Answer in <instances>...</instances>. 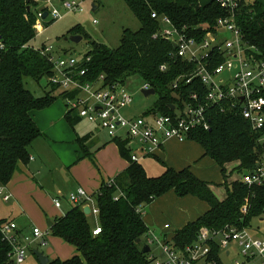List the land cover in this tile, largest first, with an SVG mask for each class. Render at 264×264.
<instances>
[{
  "label": "trees",
  "instance_id": "1",
  "mask_svg": "<svg viewBox=\"0 0 264 264\" xmlns=\"http://www.w3.org/2000/svg\"><path fill=\"white\" fill-rule=\"evenodd\" d=\"M122 1L141 28L137 32L124 30L116 49L91 42V50L85 54L90 62L86 64L88 73L84 79L97 81L104 76L106 85H125L127 77L140 76L158 95V102L143 115H171L174 106L183 102L195 104L191 97L196 91L203 100L207 88L198 80L190 84L183 82L177 90L173 88L175 81L189 72L190 66L175 56L172 43L154 37L162 31L163 25L160 20L153 19L152 14L170 18L179 28L198 27L204 31L226 12L216 0L204 6L199 0ZM38 7L39 0L30 3L28 0H0V35L8 47L7 52L0 54V187L3 188L8 187L21 167L29 165L31 147L43 136L33 114L51 107L58 98H64L63 93L55 96L58 89L54 86L49 85L50 89L40 97L26 87V79L39 84L52 75L48 58L32 47L37 38L34 24ZM240 10L238 25L249 44L264 53V5L257 0H243ZM77 35L89 40V35L79 25L68 31L67 38ZM163 65L167 66L166 71H161ZM210 115V130L196 129L188 141L202 147L203 158L215 161L223 175V185L228 187L227 167L231 163L240 164L237 168L241 174L255 168L262 152L259 139L264 130L256 133L238 111L221 113L218 108H212ZM80 120L74 112L66 114L72 129ZM86 142V137L77 138L84 156L93 158ZM114 142L130 165L114 178L112 185H108L109 180L98 192L91 193L99 208L101 233L93 234L89 216L80 206H75L49 227L51 236L70 246L75 255L65 261L52 260L49 264H154L155 258L143 253L140 246L142 240L146 242L149 232L143 214L146 207L170 192L179 198H196L208 206L200 218L188 223L168 240L180 251L197 241L202 227L217 230L226 225L250 228L254 220H262L264 188L248 186L238 180L231 184L227 197L221 201L211 189L212 184L198 178L190 168H166L160 177L151 178L139 163L131 160L128 141L115 139ZM244 207H248L246 215L242 214ZM11 249L0 234V264L8 263ZM219 253V247L214 246L209 260L223 264Z\"/></svg>",
  "mask_w": 264,
  "mask_h": 264
},
{
  "label": "built area",
  "instance_id": "2",
  "mask_svg": "<svg viewBox=\"0 0 264 264\" xmlns=\"http://www.w3.org/2000/svg\"><path fill=\"white\" fill-rule=\"evenodd\" d=\"M242 1L216 0L226 15L219 18L211 28L205 27L204 31L198 27L179 28L170 18L159 17L155 12L152 14V18L160 20L163 25L162 31L154 37L172 43L176 49L175 56L190 66L189 72L180 76L173 88L177 90L181 83L190 84L194 80L207 88L203 100L196 91L191 97L195 104L183 102L182 106H174L171 115L150 113L138 117L127 116L125 112L132 106L134 97L124 84L106 85L104 76L97 81L85 80L88 73L86 64L90 58L85 55H57L52 46L40 50L52 64V75L47 78L48 85L57 87L64 94L67 113L74 112L81 119L98 126L111 139L128 141L131 160L136 163L155 156L171 140L183 143L188 141L191 132L196 129L210 130L212 108H218L221 113L238 111L256 133H261L264 130V53L249 44L238 25ZM44 2L46 5L37 9L34 24L36 35L44 33L48 25L69 14L84 12L85 0ZM7 51L8 47L0 35V54ZM160 69L166 71L167 66L163 65ZM149 89L152 88L144 84L141 92ZM259 143L262 152L255 168L246 172L241 181L248 186L264 188V134ZM113 183L114 179L108 185ZM0 194H5V188L0 187ZM120 196H116L115 200ZM3 199L8 202L10 195H4ZM68 201L83 210L89 207L90 215L99 219L96 200L85 189L79 188L69 194ZM62 203L61 196L53 199L57 209L62 208ZM247 208H243L242 214L248 213ZM165 228L168 229L169 225ZM100 233L101 227L98 225L93 234ZM0 234L3 241L12 248L7 264H29L28 250L31 243L40 241L42 246H46L51 235L50 230L43 231L38 227L33 228L31 235H26L15 222L1 220ZM262 235H253L249 228L235 225H226L218 230L202 227L197 241L180 251L168 243V237L149 230L146 244L149 247L156 244L165 257L161 260L152 255L155 258L154 264H218L214 259L209 260L216 245L220 249L219 259L223 264H227L226 259H233V264H264Z\"/></svg>",
  "mask_w": 264,
  "mask_h": 264
},
{
  "label": "crops",
  "instance_id": "3",
  "mask_svg": "<svg viewBox=\"0 0 264 264\" xmlns=\"http://www.w3.org/2000/svg\"><path fill=\"white\" fill-rule=\"evenodd\" d=\"M211 1L199 0V3L204 6ZM257 1L264 5V0ZM54 113L55 116L45 119L49 131H45L36 120L43 136L36 140L31 147L29 165L21 167L14 175L12 182L5 188L6 195H10V200L14 199L16 203L25 209H21L22 212L18 209L16 215L7 218L0 216V220L15 222L26 235L32 233V231L28 232L27 217L33 218V228L38 227L43 231L50 230L49 227L56 218L65 216L75 207L68 201L69 194L79 188L85 189L88 193H96L103 183L116 178L130 165L120 155L114 139L108 136V141L103 142L101 140L100 130L97 129L96 125L92 124L97 128L90 129L83 123L87 121L82 119L72 129L66 121V103L64 106L60 104L57 112ZM128 116L131 115L128 114ZM78 137L87 138L88 153L93 155V158L84 156L77 143ZM64 140L69 144H76H73L75 153L62 147L59 148L60 150L52 151L53 146H57L59 142ZM196 145V142L186 141L182 143L171 140L155 156L144 158L139 164L151 178L160 177L165 173L166 168L174 170L190 168L192 170L194 164L203 159L204 155L203 149L199 151ZM55 171L61 176L60 178H53ZM210 187L214 192V187ZM215 195L217 196V194ZM58 196L63 197L61 209H57L53 204V199ZM225 198L218 199L223 201ZM65 201L71 206L66 211L63 210ZM207 210L208 206L196 198H179L173 192H170L146 207L143 218L149 230L171 239L177 231L200 218ZM23 211H25L23 218H15L17 215L23 214ZM171 213H175L176 217L174 218ZM0 215L2 214L0 213ZM163 216H167L173 226L168 221L164 222L162 220ZM50 222L52 223L49 224ZM166 225H169L168 229L165 228ZM51 239L63 243L60 239L54 237ZM54 247L56 253H58V258L55 257L53 260L65 261L75 255L71 252L64 258H60L59 251L61 252V249L55 244ZM50 260L52 261V259Z\"/></svg>",
  "mask_w": 264,
  "mask_h": 264
},
{
  "label": "rangeland",
  "instance_id": "4",
  "mask_svg": "<svg viewBox=\"0 0 264 264\" xmlns=\"http://www.w3.org/2000/svg\"><path fill=\"white\" fill-rule=\"evenodd\" d=\"M253 1V0H250ZM97 5V9L94 10L93 6ZM44 0H39V7L45 6ZM58 7H60L59 4H57ZM84 12L83 13H77V14H69L65 18L61 19L58 22L52 23L48 26V28L45 30L44 33L37 35L36 40L32 42V47H34L37 50H42L43 47H54L55 52L57 55H63V54H70L75 57H82L84 56L88 51L91 50V42H97L103 45H106L111 48H118L121 41V36L124 30L128 29L133 32H137L141 25L136 20L134 15L131 13V11L128 9V7L125 5V3L122 0H85L84 5ZM81 26V28L89 35V40L82 39L78 43H74L70 40H67V33L69 30L74 28L75 26ZM125 86L127 90L133 95L134 102L132 106L125 112V114L128 116L130 114L131 116H141L146 111L152 109L155 104L158 102V95H150L145 96L141 90L144 86V81L140 76H129L125 80ZM26 87L32 90V92L40 97L45 94L50 88L48 85L47 78H44L39 84L32 81L31 79H26ZM61 94V91L57 90L55 92V96H59ZM65 104V101L63 98H58V100L49 108L37 111L33 114L34 121L38 122L40 126L45 130L49 131V127L46 124L45 119H48L50 117L55 116L56 114L54 112H57V109L59 105ZM36 122V124H37ZM84 125L88 128H94L95 126L90 125L87 122H83ZM98 127V126H97ZM95 127V128H97ZM99 129V134L101 137V140L105 142L106 140H109L108 134L102 130ZM98 131V130H97ZM74 144V143H73ZM72 143H67L66 140L63 142H59L57 146H51L52 151H56L59 148H65L68 150L74 151ZM197 144V143H196ZM76 145V144H74ZM198 150L200 151L202 147L197 144L196 145ZM202 151V150H201ZM75 153V151H74ZM72 156V155H71ZM150 161V160H149ZM239 163H231L230 166L227 167V182L228 187H226L224 184V178L220 171V168L217 166L215 161H213L211 158L206 157L201 160H199L196 164H194L193 169L191 170L198 178L211 182L212 186L214 187V192L217 194L218 198L222 199L227 197V189L231 187V184L235 181L241 180V177L246 173L243 172L242 174L238 171ZM55 175L53 178H60L59 174L55 171ZM63 177V174H62ZM221 182V186H217L218 183ZM6 195V192H5ZM3 194H0V213L4 217L14 216L17 214V211L22 212L21 209H25L14 199H11L9 202H5L3 200ZM72 204V203H71ZM74 205V204H72ZM71 206L68 204L67 201H65V208L63 209L66 211ZM23 211V214L17 215L15 218H23L25 216ZM164 215V214H163ZM171 215L175 218V213H171ZM90 224L93 228L99 225V221L93 216L88 215ZM26 222L28 224V232L32 231L33 225L32 222L33 218L27 217ZM172 219V218H171ZM50 220V219H49ZM162 220L170 222V224L173 226V223L168 219L167 216H163ZM252 227L249 228L250 232L253 235H264V221L262 220H254L252 222ZM262 235V236H263ZM52 236L50 235L47 239V245L42 246L40 241H36L31 243L30 248L28 250L29 255V264H40L37 258L33 255L34 251H39L43 253L45 256L49 257L50 259H54L57 257L56 249L54 247V244L57 245L61 249V252L59 251V257L64 258L69 253H74L73 249L65 245L61 242H55L52 239ZM146 245L145 240H142L141 242V249ZM151 252L149 254L155 255L161 260H164L165 257L163 254H161L160 249L157 247L156 244L151 245ZM58 258V257H57ZM227 264H233V259H226Z\"/></svg>",
  "mask_w": 264,
  "mask_h": 264
},
{
  "label": "water",
  "instance_id": "5",
  "mask_svg": "<svg viewBox=\"0 0 264 264\" xmlns=\"http://www.w3.org/2000/svg\"><path fill=\"white\" fill-rule=\"evenodd\" d=\"M31 1H32V0H28L29 3H30ZM33 1H37V0H33ZM97 7H98V6L95 4V5L93 6L94 10L97 9ZM27 9H28V11H30V6H28ZM46 16H47V13H45L44 17H46ZM82 39H83V37H82V36H79V35H77V36H70V37L67 38V40H70V41H72V42H74V43H78V42H80ZM142 93H143L145 96L155 95V90H154V89H149V90H147V91L144 90V91H142ZM173 108H174V107H173ZM84 213H85L86 215H90V213H91L90 208H89V207H85V208H84ZM51 223H52V222H50L49 224H51ZM137 242L140 243L141 240H138ZM150 252H151L150 247H149L148 245H145L144 248H143V253L148 254V253H150ZM33 254L37 257V259H38V261H39L40 264H49L50 261H51L49 257L45 256L43 253H41V252H39V251H34Z\"/></svg>",
  "mask_w": 264,
  "mask_h": 264
}]
</instances>
